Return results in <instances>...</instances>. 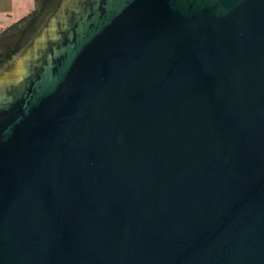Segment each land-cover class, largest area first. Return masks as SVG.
I'll use <instances>...</instances> for the list:
<instances>
[{
    "label": "water",
    "instance_id": "obj_1",
    "mask_svg": "<svg viewBox=\"0 0 264 264\" xmlns=\"http://www.w3.org/2000/svg\"><path fill=\"white\" fill-rule=\"evenodd\" d=\"M0 264H264V0H60L0 73Z\"/></svg>",
    "mask_w": 264,
    "mask_h": 264
},
{
    "label": "trees",
    "instance_id": "obj_2",
    "mask_svg": "<svg viewBox=\"0 0 264 264\" xmlns=\"http://www.w3.org/2000/svg\"><path fill=\"white\" fill-rule=\"evenodd\" d=\"M32 13L0 32V73L30 44L60 0H34Z\"/></svg>",
    "mask_w": 264,
    "mask_h": 264
},
{
    "label": "rangeland",
    "instance_id": "obj_3",
    "mask_svg": "<svg viewBox=\"0 0 264 264\" xmlns=\"http://www.w3.org/2000/svg\"><path fill=\"white\" fill-rule=\"evenodd\" d=\"M34 8V0H0V32L29 16Z\"/></svg>",
    "mask_w": 264,
    "mask_h": 264
}]
</instances>
